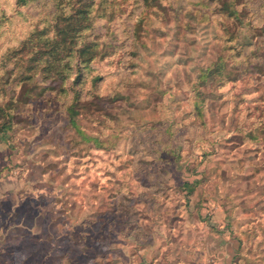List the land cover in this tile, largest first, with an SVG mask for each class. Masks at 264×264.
<instances>
[{
	"label": "rangeland",
	"instance_id": "374dc122",
	"mask_svg": "<svg viewBox=\"0 0 264 264\" xmlns=\"http://www.w3.org/2000/svg\"><path fill=\"white\" fill-rule=\"evenodd\" d=\"M56 3L0 0V264H264V0H93L74 85Z\"/></svg>",
	"mask_w": 264,
	"mask_h": 264
},
{
	"label": "trees",
	"instance_id": "16d2710c",
	"mask_svg": "<svg viewBox=\"0 0 264 264\" xmlns=\"http://www.w3.org/2000/svg\"><path fill=\"white\" fill-rule=\"evenodd\" d=\"M55 6L53 31L47 34L45 30L35 29L31 36L12 50V54H20L14 66L31 61L33 73L30 78L41 73L45 78H55L61 83L69 78L73 66L75 76L71 84L74 85L82 78V64L94 54L96 44L80 39L92 23L94 3L93 0H57ZM227 12L233 14L234 10L227 7ZM69 109H73V105Z\"/></svg>",
	"mask_w": 264,
	"mask_h": 264
}]
</instances>
